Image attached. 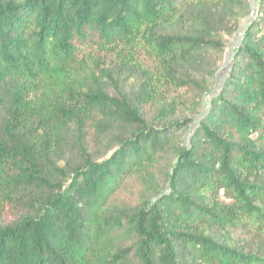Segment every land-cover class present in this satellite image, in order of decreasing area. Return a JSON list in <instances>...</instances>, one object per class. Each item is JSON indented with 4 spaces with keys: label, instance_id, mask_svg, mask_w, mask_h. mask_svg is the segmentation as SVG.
Wrapping results in <instances>:
<instances>
[{
    "label": "trees",
    "instance_id": "trees-1",
    "mask_svg": "<svg viewBox=\"0 0 264 264\" xmlns=\"http://www.w3.org/2000/svg\"><path fill=\"white\" fill-rule=\"evenodd\" d=\"M252 1L0 0V264H264Z\"/></svg>",
    "mask_w": 264,
    "mask_h": 264
},
{
    "label": "rangeland",
    "instance_id": "rangeland-1",
    "mask_svg": "<svg viewBox=\"0 0 264 264\" xmlns=\"http://www.w3.org/2000/svg\"><path fill=\"white\" fill-rule=\"evenodd\" d=\"M258 0H253L252 1V9H253V13L255 12L256 9V4H257ZM244 27V26H243ZM243 27H241L232 37V39L229 40V43L227 45V50L225 53V61L220 69V71L217 74V88L221 85L226 72L229 69L230 63H231V56H232V52L234 51L236 44L239 40V37L241 35L242 29ZM119 197H115L112 201L116 202V200H118Z\"/></svg>",
    "mask_w": 264,
    "mask_h": 264
}]
</instances>
